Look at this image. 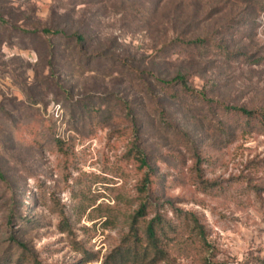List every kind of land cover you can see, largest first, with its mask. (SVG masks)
Listing matches in <instances>:
<instances>
[{"label": "rangeland", "instance_id": "obj_1", "mask_svg": "<svg viewBox=\"0 0 264 264\" xmlns=\"http://www.w3.org/2000/svg\"><path fill=\"white\" fill-rule=\"evenodd\" d=\"M263 113L264 0H0V264H264Z\"/></svg>", "mask_w": 264, "mask_h": 264}, {"label": "trees", "instance_id": "obj_2", "mask_svg": "<svg viewBox=\"0 0 264 264\" xmlns=\"http://www.w3.org/2000/svg\"><path fill=\"white\" fill-rule=\"evenodd\" d=\"M48 34V31H44ZM78 39L77 41H79ZM175 81H181L179 78ZM237 111L245 117H252L253 112L244 109H231ZM264 123V113L262 114ZM144 163V162H142ZM148 184V180H144ZM144 183V184H145ZM145 191V185L142 188ZM147 204L143 203L132 217V223L127 235L123 238L122 244L111 254V258L120 264H174L168 256V251L175 244H180L183 251L187 242L198 244L199 249L203 252L207 251L206 230L203 225L192 214H183L182 222L177 227L171 225L168 220L157 215L143 224L142 231L139 230V221L144 220L146 216ZM179 233H185L187 237L185 241L176 242ZM170 235H173L172 237ZM196 238V241L194 238ZM191 239V240H190ZM23 248V247H22ZM113 255V256H112ZM113 257V258H112ZM114 262V263H115ZM34 264H37L36 262ZM200 264H212L208 257L203 258Z\"/></svg>", "mask_w": 264, "mask_h": 264}]
</instances>
